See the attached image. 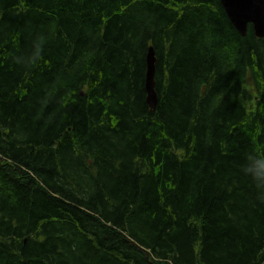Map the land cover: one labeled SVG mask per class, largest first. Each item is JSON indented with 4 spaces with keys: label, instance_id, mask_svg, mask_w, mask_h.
Returning <instances> with one entry per match:
<instances>
[{
    "label": "trees",
    "instance_id": "1",
    "mask_svg": "<svg viewBox=\"0 0 264 264\" xmlns=\"http://www.w3.org/2000/svg\"><path fill=\"white\" fill-rule=\"evenodd\" d=\"M262 161L219 0H0V264H264Z\"/></svg>",
    "mask_w": 264,
    "mask_h": 264
},
{
    "label": "water",
    "instance_id": "2",
    "mask_svg": "<svg viewBox=\"0 0 264 264\" xmlns=\"http://www.w3.org/2000/svg\"><path fill=\"white\" fill-rule=\"evenodd\" d=\"M228 19L240 35L246 34L249 25L257 37H264V0H219ZM155 53L149 47L146 55V102L151 110L156 107L157 93L154 85Z\"/></svg>",
    "mask_w": 264,
    "mask_h": 264
},
{
    "label": "clouds",
    "instance_id": "3",
    "mask_svg": "<svg viewBox=\"0 0 264 264\" xmlns=\"http://www.w3.org/2000/svg\"><path fill=\"white\" fill-rule=\"evenodd\" d=\"M261 176H264V161L260 163V166L256 169L255 175L253 176V179H257Z\"/></svg>",
    "mask_w": 264,
    "mask_h": 264
}]
</instances>
